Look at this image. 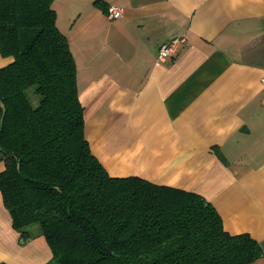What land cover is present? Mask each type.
Wrapping results in <instances>:
<instances>
[{"label": "crops", "instance_id": "0c3cea01", "mask_svg": "<svg viewBox=\"0 0 264 264\" xmlns=\"http://www.w3.org/2000/svg\"><path fill=\"white\" fill-rule=\"evenodd\" d=\"M53 5L77 64L85 135L105 168L203 195L225 230L264 249V0ZM109 5L123 15L109 20ZM181 35L176 55L160 59L159 46ZM30 230L22 242L0 192V262L52 258L38 225Z\"/></svg>", "mask_w": 264, "mask_h": 264}, {"label": "trees", "instance_id": "16d2710c", "mask_svg": "<svg viewBox=\"0 0 264 264\" xmlns=\"http://www.w3.org/2000/svg\"><path fill=\"white\" fill-rule=\"evenodd\" d=\"M53 2L0 0V192L22 242L38 225L52 250L46 264L260 259L261 243L225 230L203 195L114 176L92 152L77 64Z\"/></svg>", "mask_w": 264, "mask_h": 264}, {"label": "built area", "instance_id": "2783aa9c", "mask_svg": "<svg viewBox=\"0 0 264 264\" xmlns=\"http://www.w3.org/2000/svg\"><path fill=\"white\" fill-rule=\"evenodd\" d=\"M106 15L109 20H114L120 18L123 15V10L118 6L109 5L107 7ZM186 42H187V38L184 35L176 36L168 41L163 42L159 46V50H158L159 58L165 60L166 58L175 56L180 46L185 44ZM262 82L264 83V75L262 76Z\"/></svg>", "mask_w": 264, "mask_h": 264}, {"label": "rangeland", "instance_id": "374dc122", "mask_svg": "<svg viewBox=\"0 0 264 264\" xmlns=\"http://www.w3.org/2000/svg\"><path fill=\"white\" fill-rule=\"evenodd\" d=\"M31 92H32V90H29V94H30V95H31ZM35 96L38 97V95H36V94H35ZM31 98H32V96H31ZM34 103H35V105H36V104L38 103L37 100H34Z\"/></svg>", "mask_w": 264, "mask_h": 264}]
</instances>
